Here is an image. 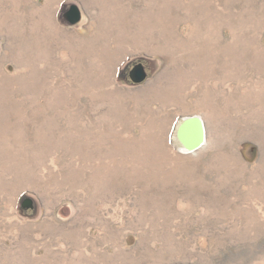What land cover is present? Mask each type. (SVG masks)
I'll use <instances>...</instances> for the list:
<instances>
[{
	"label": "rangeland",
	"instance_id": "rangeland-1",
	"mask_svg": "<svg viewBox=\"0 0 264 264\" xmlns=\"http://www.w3.org/2000/svg\"><path fill=\"white\" fill-rule=\"evenodd\" d=\"M0 264H264V0H0Z\"/></svg>",
	"mask_w": 264,
	"mask_h": 264
},
{
	"label": "water",
	"instance_id": "water-1",
	"mask_svg": "<svg viewBox=\"0 0 264 264\" xmlns=\"http://www.w3.org/2000/svg\"><path fill=\"white\" fill-rule=\"evenodd\" d=\"M64 17L71 25H76L82 20V11L77 5H71L65 12ZM148 77V73L143 64H137L130 72V78L135 84L143 83ZM182 140L190 150H197L205 144L206 128L199 117H189L187 122L180 129ZM31 201L26 200L24 205H30Z\"/></svg>",
	"mask_w": 264,
	"mask_h": 264
},
{
	"label": "bare ground",
	"instance_id": "bare-ground-1",
	"mask_svg": "<svg viewBox=\"0 0 264 264\" xmlns=\"http://www.w3.org/2000/svg\"><path fill=\"white\" fill-rule=\"evenodd\" d=\"M13 101H14V100H13ZM9 126H10V125H9ZM205 142H206V140H205ZM7 144H8V143H7ZM185 146H186V145H185ZM185 146H184V147H185ZM116 147H117V146H116ZM184 147H183V148H184ZM185 148H187V149H188V147H187V146H186Z\"/></svg>",
	"mask_w": 264,
	"mask_h": 264
}]
</instances>
